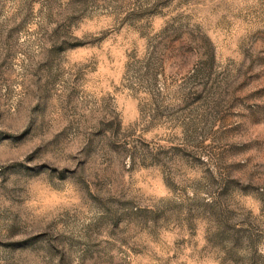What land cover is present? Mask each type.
Masks as SVG:
<instances>
[{"label":"rangeland","instance_id":"1","mask_svg":"<svg viewBox=\"0 0 264 264\" xmlns=\"http://www.w3.org/2000/svg\"><path fill=\"white\" fill-rule=\"evenodd\" d=\"M0 264H264V0H0Z\"/></svg>","mask_w":264,"mask_h":264}]
</instances>
